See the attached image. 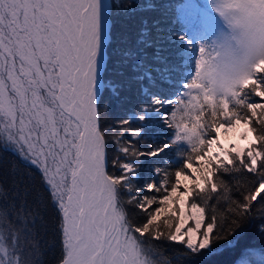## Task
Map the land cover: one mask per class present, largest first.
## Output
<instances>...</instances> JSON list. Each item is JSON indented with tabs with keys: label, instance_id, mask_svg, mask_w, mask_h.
Instances as JSON below:
<instances>
[{
	"label": "snow or ice",
	"instance_id": "obj_1",
	"mask_svg": "<svg viewBox=\"0 0 264 264\" xmlns=\"http://www.w3.org/2000/svg\"><path fill=\"white\" fill-rule=\"evenodd\" d=\"M0 264H264V0H0Z\"/></svg>",
	"mask_w": 264,
	"mask_h": 264
},
{
	"label": "bare ground",
	"instance_id": "obj_2",
	"mask_svg": "<svg viewBox=\"0 0 264 264\" xmlns=\"http://www.w3.org/2000/svg\"><path fill=\"white\" fill-rule=\"evenodd\" d=\"M244 131L243 126L238 127L235 130H230L227 134H225L223 131L221 132V141L228 145L229 143H235L239 144L241 147H244L246 145V142L240 140V132ZM248 135L252 138L251 133L249 132Z\"/></svg>",
	"mask_w": 264,
	"mask_h": 264
},
{
	"label": "trees",
	"instance_id": "obj_3",
	"mask_svg": "<svg viewBox=\"0 0 264 264\" xmlns=\"http://www.w3.org/2000/svg\"><path fill=\"white\" fill-rule=\"evenodd\" d=\"M171 2L175 5V6H179L180 4L184 3L185 0H171ZM253 135V134H252ZM236 257H230V259H235Z\"/></svg>",
	"mask_w": 264,
	"mask_h": 264
},
{
	"label": "rangeland",
	"instance_id": "obj_4",
	"mask_svg": "<svg viewBox=\"0 0 264 264\" xmlns=\"http://www.w3.org/2000/svg\"><path fill=\"white\" fill-rule=\"evenodd\" d=\"M250 133H251V132H250ZM251 136H252V134H251ZM251 139H252V138L248 135V140H242V141H243V142L245 141V142H246V145H247L248 142H249V140H251ZM240 140H241V139H240ZM246 145H245V146H246ZM245 146H244V147H245Z\"/></svg>",
	"mask_w": 264,
	"mask_h": 264
}]
</instances>
